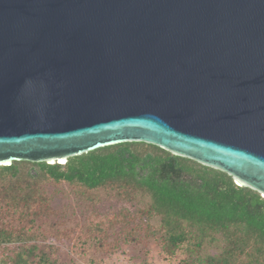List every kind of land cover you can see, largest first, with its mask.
I'll return each mask as SVG.
<instances>
[{"label":"water","instance_id":"1","mask_svg":"<svg viewBox=\"0 0 264 264\" xmlns=\"http://www.w3.org/2000/svg\"><path fill=\"white\" fill-rule=\"evenodd\" d=\"M127 141L264 196V0H0V165Z\"/></svg>","mask_w":264,"mask_h":264},{"label":"trees","instance_id":"2","mask_svg":"<svg viewBox=\"0 0 264 264\" xmlns=\"http://www.w3.org/2000/svg\"><path fill=\"white\" fill-rule=\"evenodd\" d=\"M62 181L69 184L80 209L85 200L89 207L81 230L78 223L60 227L67 219L62 215L58 224H42L57 213L34 189ZM139 191L143 200H150L145 209L92 213L99 202L96 192L130 201ZM154 212L160 217L161 254L171 264H264V196L239 185L227 172L144 141L103 146L64 163L14 160L0 165V247L19 245L0 253V264H73L60 262L56 248L53 252L41 248L38 240L49 236L70 241L78 259L96 264L101 253L118 250L124 240L154 234L150 225L137 222ZM119 227L122 230L115 231ZM122 233L124 239L118 237ZM214 244L219 250L206 251Z\"/></svg>","mask_w":264,"mask_h":264},{"label":"rangeland","instance_id":"3","mask_svg":"<svg viewBox=\"0 0 264 264\" xmlns=\"http://www.w3.org/2000/svg\"><path fill=\"white\" fill-rule=\"evenodd\" d=\"M34 190L43 193L44 196L48 198L50 209H54L57 213L45 217L42 223L44 226H47L49 222L58 224V219L60 215H62L67 219L64 224L62 223L59 225L60 227L63 225L65 227H75L78 223L79 229L81 230L86 222V215H88L89 207L85 200L81 207L83 209H80L66 181L44 182L38 185ZM95 194H99V202L92 208V213H95L96 216L110 215L111 210L116 211L122 207L129 209L131 213H135L138 209H145V206L150 202L149 198L142 199L144 197L141 191L136 192L135 199L130 201H125L118 196L108 197L105 194H101V192H96ZM28 222L37 223L32 219H29ZM137 222L141 227L150 225L154 234H151L148 238L145 236L141 239L134 238L132 242H126L124 240L118 250L101 253L99 255L100 259L97 257L96 264H171L167 262L161 254V241L158 235L161 225L158 213L154 212V214L148 217H138ZM120 230H122V228L119 227L115 231ZM112 232L111 236L113 234ZM118 237L124 239L125 235L122 233L121 236ZM38 243L41 248L47 251L53 252L56 248L57 253H54L57 254L56 256L60 262L73 260V264H92L82 257L78 259L73 254L76 248L72 246L70 241L58 240L55 239V236H49L47 240H38ZM18 246V243L2 245L0 247V253H3L4 250L11 251ZM89 249V253L95 258L97 254L95 249L91 247ZM205 249L208 252H216L219 250V246L217 244L207 245Z\"/></svg>","mask_w":264,"mask_h":264},{"label":"clouds","instance_id":"4","mask_svg":"<svg viewBox=\"0 0 264 264\" xmlns=\"http://www.w3.org/2000/svg\"><path fill=\"white\" fill-rule=\"evenodd\" d=\"M61 163H64V162H61Z\"/></svg>","mask_w":264,"mask_h":264}]
</instances>
